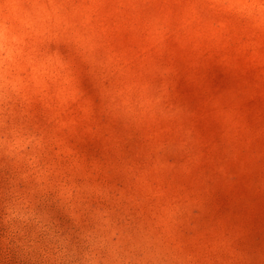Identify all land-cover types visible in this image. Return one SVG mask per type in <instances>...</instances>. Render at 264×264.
<instances>
[{
    "label": "clouds",
    "instance_id": "9594fccd",
    "mask_svg": "<svg viewBox=\"0 0 264 264\" xmlns=\"http://www.w3.org/2000/svg\"><path fill=\"white\" fill-rule=\"evenodd\" d=\"M261 204L264 0H0V264H264Z\"/></svg>",
    "mask_w": 264,
    "mask_h": 264
},
{
    "label": "rangeland",
    "instance_id": "374dc122",
    "mask_svg": "<svg viewBox=\"0 0 264 264\" xmlns=\"http://www.w3.org/2000/svg\"><path fill=\"white\" fill-rule=\"evenodd\" d=\"M218 82H221V81H218ZM259 219L261 221H264V204H261V214L259 216Z\"/></svg>",
    "mask_w": 264,
    "mask_h": 264
}]
</instances>
